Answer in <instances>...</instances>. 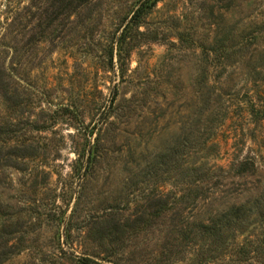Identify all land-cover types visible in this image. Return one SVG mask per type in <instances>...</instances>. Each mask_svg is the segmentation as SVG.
<instances>
[{
  "label": "rangeland",
  "instance_id": "obj_1",
  "mask_svg": "<svg viewBox=\"0 0 264 264\" xmlns=\"http://www.w3.org/2000/svg\"><path fill=\"white\" fill-rule=\"evenodd\" d=\"M141 1L0 0V264H264V0Z\"/></svg>",
  "mask_w": 264,
  "mask_h": 264
},
{
  "label": "trees",
  "instance_id": "obj_2",
  "mask_svg": "<svg viewBox=\"0 0 264 264\" xmlns=\"http://www.w3.org/2000/svg\"><path fill=\"white\" fill-rule=\"evenodd\" d=\"M59 1L64 2L63 4L64 13L65 11L75 12L77 9H79L81 5L88 2V0H57V2ZM159 1L160 0H142L139 3V6L134 11V14H133L134 20H137L138 17L147 14L148 11H150V9L153 6H155L156 3ZM56 18H57V14L52 12L51 16L49 17V23L53 22ZM239 212H240L239 207H235L233 210L231 209V211H229L228 214L225 213L221 216V218L224 217L221 223H218V224L214 223L215 225H217L216 227L213 226V227L206 228L204 230L205 235L210 237L213 241L212 244H210L211 247L214 246L215 244L214 241L224 233L225 229L239 225L238 224Z\"/></svg>",
  "mask_w": 264,
  "mask_h": 264
}]
</instances>
